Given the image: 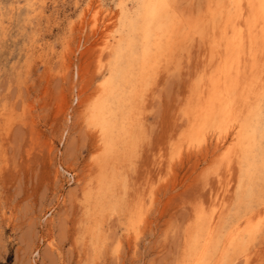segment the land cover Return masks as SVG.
Wrapping results in <instances>:
<instances>
[{"label": "rangeland", "instance_id": "374dc122", "mask_svg": "<svg viewBox=\"0 0 264 264\" xmlns=\"http://www.w3.org/2000/svg\"><path fill=\"white\" fill-rule=\"evenodd\" d=\"M119 1L0 0V264L175 261L199 234L198 217L207 216L208 231L218 216L213 206L223 199L221 248L209 259L220 264L225 235L239 221L244 226L260 217L264 165L249 184L240 172L246 165L238 164L240 154L228 138L217 145L209 132L201 151L186 147L198 91L207 87L208 95L207 80L216 77L210 13L224 7L223 0H175L184 6L182 19H174L170 38L158 40L161 56L151 50L146 74L130 69L120 93L130 101L124 121L117 115L108 137L94 125L88 128L90 112L85 116L84 109L100 100L111 74L114 56L102 45L105 36L109 42L117 37L118 22L109 18L119 13ZM124 1L132 10L138 2ZM173 141L185 147L170 171L167 146ZM229 149L231 163L205 179ZM133 224L139 238L130 231ZM116 243L120 253L114 258Z\"/></svg>", "mask_w": 264, "mask_h": 264}, {"label": "bare ground", "instance_id": "6f19581e", "mask_svg": "<svg viewBox=\"0 0 264 264\" xmlns=\"http://www.w3.org/2000/svg\"><path fill=\"white\" fill-rule=\"evenodd\" d=\"M215 1H214V3L217 2V1L216 2ZM143 2H146V0H138L136 5L143 3ZM153 2H155V0H153ZM173 2H175V0H173ZM223 2L225 5L224 7H223V4L220 5L222 7L216 6L217 8L214 9V11L212 13H210L211 18H212L211 23L213 24V27L211 26L212 27L211 32L212 31L215 32L213 34V37H212V49L215 50L214 51L215 56H213L214 59L212 58V60H214L215 66L217 65L216 66L217 69L215 70L216 71V77H213V79H211V77H210V79L207 80L210 82L209 83L210 85L208 84L209 85L208 95H207V87H206V90L201 89L198 91V94L196 97L197 105L195 106L194 113H192L193 117L192 116L190 117V118H193V120L191 119L192 120L191 122H193V127H192V132H191L192 138L191 139H194L197 137L205 138V135H204V132L206 131L205 126L211 127L213 125H219L220 123H222L224 120H226L229 117L232 120L237 121L236 125L234 126L235 131L230 130V131L224 133V135H222V136L219 135L218 133H215V140H216L217 145H220V144L224 143L226 138H228L229 143L231 144L230 146L233 148L232 151H234L235 154L237 152L240 154L238 164L239 165L240 164L246 165V169H243V171H242V169L240 170L241 177L243 179H246L247 183L251 184L254 181V179L256 178L255 174L259 170V169H257V168H259V165L260 164H261L260 166L264 165V158H262L260 141L257 142L258 139L260 140V127H259L260 126V101H261L262 92H264V62L262 61L263 60L262 58L264 57V47L261 46V42H262V38H264V34L260 33L259 29H256L253 32V44H252V46L241 47L239 45V35L240 34H239L238 27L234 28V25H236L237 22L234 19L230 18L229 11L227 8V5L232 3V0H223ZM244 2L247 3V0H244ZM90 4L91 3H88V6ZM118 4L125 5L127 12L129 14L127 15V17L123 23H121V21H120V9L119 8H118L119 13H114L113 15L110 16L109 20H112V22H113V20L117 21L118 26H119V31L117 32V37H112L111 42H109L107 40L108 37L106 38V36L103 35L105 30L104 31L102 30L103 31L102 35L105 36V38H104L105 41L103 42V45L102 44L101 45L105 49H108L111 52V54L114 56L112 67L110 69L111 80L107 86L103 87L104 91L101 90L100 93H102L103 96L102 97L100 96L101 97L100 100H97V102L93 103L94 104V111L90 112V117H88L89 120H91L92 124L94 126H96L98 128V130L100 131V133L105 137H108L109 134L110 135L113 134V132L111 133V130H113L115 128L116 118L118 119L117 115H120V117L122 116L123 118L121 117L120 119H123L122 121H124V116L127 112L126 110H127V106H128L126 103H128V102L130 103V101L127 102L124 98H122L123 96H121L120 93L122 91V88L127 86L128 82H129L128 75H129L130 69L132 67L137 66L138 70L140 69V72L142 73V71H143V73H144V71L147 70V69H145V67L147 66V63L150 62L149 61L150 60L149 59V56H150L149 53L151 52V50L154 49L155 53H157V54L159 53V55H160V53L162 54L163 46H161V44H163V43H160L161 41H158V40H160V38L161 39L162 38H170V36L172 34V30L175 31L173 28L175 27V25H177L175 23L174 19L168 18L166 16H160V15H158V17L155 21H152L151 18L147 14V10H144L143 13L138 12L136 10V8H134L132 10L131 8H128L129 6H127V4H125L124 0L119 1ZM133 7H135V5ZM212 7L213 6H211V8ZM85 11L88 12V10H85ZM202 19H203V17H202ZM195 21H196V24H198L197 20H195ZM218 21H219V24H218ZM97 22H99V21H97ZM94 23L97 25L95 19H93V24ZM200 23H203V21H201ZM192 24L194 25V22ZM104 25H106V24H104ZM191 25H190V27H192ZM204 26H205V24H204ZM204 26H203V28H204ZM113 27H114V25H113ZM97 28H98V26L95 29L97 30ZM109 28L111 29V27H109ZM169 28H171V30H169ZM187 30H188V28H187ZM204 32H205V30H204ZM208 33H209V31H208ZM208 33H206V34H208ZM97 34H99V33H97ZM203 34H205V33H203ZM103 36L102 37L100 36V38L102 39ZM175 37L176 36H174V38ZM245 37H247V26L246 25H245ZM172 38H173V36H172ZM169 40H172V39H168V42H169ZM177 41H178V39H177ZM137 49H139V53L137 52ZM102 50H104V49L102 48ZM104 52H107V51H104ZM100 53H101V51H100ZM214 53H213V55H214ZM157 54H156V58L158 56ZM102 55L103 54H101V56ZM172 56H174V55H172ZM154 57H155V55H154ZM99 58L101 59V57H99ZM103 60H104V57H103ZM158 60H159V58L157 59V61ZM150 65H151V63H150ZM150 65H149V67H151ZM151 70H153V69H151ZM97 71L99 72V70H97ZM131 72H135V71H131ZM146 72L147 71H145V74H146ZM149 72L151 74V71H149ZM138 74L140 76V73H138ZM143 75L141 77H144ZM147 75H146V77H147ZM129 76L132 77L131 75H129ZM133 77H134V75H133ZM137 77H138V75H137ZM201 82H202V79H201ZM99 87H98V89H99ZM95 91H97V89ZM96 94L97 93H95V95ZM190 111L193 112V110H190ZM132 113H133V111H132ZM188 114H190V113H188ZM186 118L189 119V117H186ZM188 119H187V121L190 120V119L189 120ZM118 124H117V126H120ZM241 124H245L247 126L244 129H241V127H240ZM248 127H251L253 129L254 138L249 137ZM122 128H124V127L120 126V129L119 128L118 129L122 131L123 130ZM93 129H95V128H93ZM98 130H97V132H98ZM119 130H118V132H119ZM97 139H98V137H97ZM101 139H102V137H101ZM99 144H102V141ZM103 144L105 145V142H103ZM110 144H112V143H110ZM249 144L252 145V147L250 149L247 147V145H249ZM106 146H107V143H106ZM110 146H112V145H110ZM103 147L106 148L105 146H103ZM103 147H102V149H103ZM104 150L106 151L107 149H103L101 151H103V153H104ZM249 156L251 157V159H249ZM253 157H259L260 161L259 160L257 161ZM250 166L252 168L251 176L249 175V171H248ZM247 193H248V188L242 194L240 193L241 194L239 196L240 199L242 198V196L244 194L247 195ZM219 197H221V196H219ZM223 198L227 199V197H223ZM220 201H221L220 203L213 206L214 208L215 207L217 208L216 215L218 214V216L216 218H212V221L209 222L210 227H209L208 231H207V225H208L207 216L198 217V219H197V232L199 234L196 236L194 235L195 236L194 239L191 241V243H189V244L198 245L200 250L203 253H206L208 260L210 259V257H211L210 255L212 253L218 252V249L221 248V247L219 248L221 243L219 242L220 239H218L219 236L217 233L223 229V221L224 220L222 221L223 217H222V211L221 210L224 207V202L227 203L228 200H225L223 202V199H222ZM250 214H252V213H250ZM250 214H248V215H250ZM255 214H253L252 216L254 217ZM126 215H128V214H126ZM237 215H238V213H237ZM256 216L258 217L259 214H257ZM249 217H251V216H249ZM252 219H254V218H252ZM249 220H251V219H249ZM238 221H239V219H238ZM253 221L251 220V222H253ZM251 222L246 221L245 224L242 222L244 225V226H242L240 224L241 221H239V224L237 226H235L234 229H232L227 234V236L225 235L226 238L224 239V241H221V242H223V244H222V249L220 250V254H219L220 257L223 254H225L226 251L229 250L230 246L239 247L242 245L244 238H245V229L250 225ZM233 225H235V224H233ZM203 230H205V234L203 233L204 235H201V231H203ZM207 233H208V235H207Z\"/></svg>", "mask_w": 264, "mask_h": 264}, {"label": "snow or ice", "instance_id": "6c2138e0", "mask_svg": "<svg viewBox=\"0 0 264 264\" xmlns=\"http://www.w3.org/2000/svg\"><path fill=\"white\" fill-rule=\"evenodd\" d=\"M117 8L120 9V21L123 23L129 14L125 5L117 4ZM183 5L173 2V0H146V2L135 5L138 12L143 13L147 10L148 16L152 21H155L160 16H166L175 20L182 19L179 15L180 8ZM230 18L234 19L237 24L234 28L238 27L239 30V45L241 47L252 46L253 44V32L259 29L260 33L264 34V0H232V3L227 5ZM95 19V17L93 18ZM245 25L247 26V37H245ZM92 27L95 29L97 25L94 23ZM163 27V26H162ZM171 30V28H169ZM261 46L264 47V38H262ZM112 66V60H109V67ZM103 68V65L100 66ZM111 80L109 76L103 81L102 86H107ZM163 107V100L161 99V108ZM94 111V105L89 104L84 109V114L87 116L89 112ZM237 121L232 120L230 117L224 120L219 125H213L211 127L205 126L206 131L204 135L206 136L209 132L218 133L219 135H224L228 131H235V125ZM247 125L241 124V129H244ZM93 124L91 120L88 121V128L91 129ZM260 146L262 152V158H264V92L261 95L260 101ZM248 133L250 138H254V131L251 127H248ZM205 145V139L203 137H197L186 142V147L189 151L199 152ZM169 153V170L171 171V163L179 158L180 152L184 150L185 144L182 143L177 146L175 141L168 144ZM250 149L251 144L247 145ZM231 149L225 152L219 158V162L216 166L209 169L206 173V177L209 175H215L220 167L225 164L231 163ZM249 159L251 157L249 156ZM249 175L252 174L251 166L248 169ZM264 175V173H262ZM253 197H249V207L250 210L255 212L256 205L252 203ZM196 206L199 208V202L196 201ZM150 207V205H149ZM261 212L259 219H255L250 225L245 229V238L241 246L233 247L230 246L229 250L225 252L223 260L220 264H264V196L260 199L259 205ZM142 220V216H141ZM130 231H135L137 238H139V231L135 224L130 228ZM55 244V240L52 241ZM187 244V242H186ZM51 246V245H50ZM53 251L55 249L53 248ZM112 256L114 258L118 257L120 253V245L116 243L115 247L111 249ZM54 264H59V262H54ZM103 264V262H101ZM112 264H117L114 259ZM161 264H213V262L207 259L206 253H203L199 246L196 244H187L184 249V254L175 261H162Z\"/></svg>", "mask_w": 264, "mask_h": 264}]
</instances>
